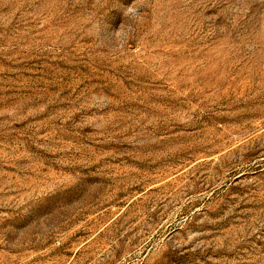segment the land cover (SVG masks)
<instances>
[{
    "label": "rangeland",
    "instance_id": "rangeland-1",
    "mask_svg": "<svg viewBox=\"0 0 264 264\" xmlns=\"http://www.w3.org/2000/svg\"><path fill=\"white\" fill-rule=\"evenodd\" d=\"M0 264H264V0H0Z\"/></svg>",
    "mask_w": 264,
    "mask_h": 264
}]
</instances>
